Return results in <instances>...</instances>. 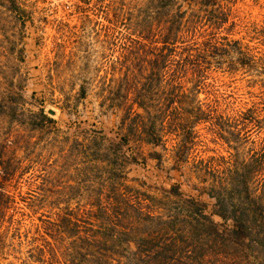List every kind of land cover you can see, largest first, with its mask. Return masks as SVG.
<instances>
[{"label": "trees", "instance_id": "16d2710c", "mask_svg": "<svg viewBox=\"0 0 264 264\" xmlns=\"http://www.w3.org/2000/svg\"><path fill=\"white\" fill-rule=\"evenodd\" d=\"M173 1L108 3L104 17L107 22L104 36L110 52L108 76L98 80L95 95L99 108L119 113L118 132L114 139L99 135V142L92 135L95 147L91 154L95 161L108 167V187L96 188L85 209L93 222L96 220L100 225L95 228L89 225L80 231L77 214L67 206L62 210L55 206L58 210L55 216L40 226L38 234L24 239L16 236L15 243L26 245L23 264H166L171 256L168 253L179 248L178 240H187L184 248L192 259L208 258L222 248L264 247L261 227L264 190L256 194L252 191V181L264 169V131L258 125L260 118L251 107L224 115L216 104L196 99L206 87L203 76V67L208 64L206 55L226 48L218 35L206 33L203 27L197 29L202 16L198 15L195 23L183 21L184 11L171 10ZM202 2L212 7L216 0H193L198 5ZM0 8H6L23 25L26 11L17 0H0ZM212 20L210 27L215 29L225 21V16ZM230 40H226L227 44H235V40ZM85 93L84 84H79L76 97H84ZM10 94H0V116L7 122L17 121L20 127H8L0 133V213L10 204L7 186L31 166L24 149L27 134L55 127L54 119L42 107L23 110L20 92L12 90ZM198 124L205 125L208 140L227 148L221 164L216 165L209 156L200 167L210 178L201 188L213 199L212 213L221 223L211 219L202 200L183 196L176 183L161 188L162 196L178 203L164 216L159 212L162 206L156 210L149 203L157 198L123 183L125 174L122 165L116 162L118 157L128 158L124 153L118 154L130 136L154 147L162 143L163 133L170 138L173 166L178 169L193 148L198 136L194 127ZM252 127L260 128L254 140L248 136ZM243 143L246 150L238 160ZM15 146L22 148L20 158L12 150ZM148 156L157 159L159 153L153 150ZM92 210L107 220L98 219L100 215H92ZM123 215L143 225L153 222L159 227L132 237L120 223ZM123 244H131L133 249L120 262L110 250ZM197 247L201 248L198 255Z\"/></svg>", "mask_w": 264, "mask_h": 264}, {"label": "rangeland", "instance_id": "374dc122", "mask_svg": "<svg viewBox=\"0 0 264 264\" xmlns=\"http://www.w3.org/2000/svg\"><path fill=\"white\" fill-rule=\"evenodd\" d=\"M131 1L138 4L142 0ZM17 2L26 11L22 26L6 8H0V94L20 92L21 109L42 107L54 119L55 127L27 134L24 149L31 166L6 188L10 204L0 213V264H23L26 245L15 243L16 236L24 239L38 234L40 226L55 216L57 208L62 210L67 206L76 213L80 231L89 225L97 227L99 222H93L94 218L85 209L96 188L107 186L109 174L105 163L92 157L95 147L92 135L97 137L96 142L101 140L99 135L114 139L119 117V113L99 108L95 95L98 80L108 76L110 52L104 36L107 26L104 17L110 0ZM175 9L184 11L183 21L195 23L198 15L204 17L197 29L203 27L206 33L218 35L226 48L206 55L208 64L203 67L206 87L196 99L216 104L224 115L251 107L264 131V0H216L212 7L207 2L198 5L193 0H175L171 10ZM220 15L225 16V21L211 28V20ZM191 23L189 26H193ZM229 39L235 40V44H227ZM79 84L85 86L84 97H76ZM48 109L53 113L49 114ZM17 125L20 127L17 121L7 122L0 116V133ZM260 128H251L250 140L257 139ZM194 129L198 136L178 169L173 166L170 138L163 133L162 143L154 147L130 136L118 154L124 153L128 158L118 157L116 162L122 165L123 183L157 198L149 203L156 210L162 206L159 212L164 216L178 203L162 196L161 188L176 183L183 196L202 200L211 219L221 223L212 213L213 199L201 188L210 178L200 167L209 156L216 165L221 164L227 148L225 144L208 140L205 125H195ZM244 144L238 160L246 150ZM103 147L101 143L100 148ZM12 150L16 157H21V147ZM153 150L159 153V158L148 156ZM257 175L252 181L255 194L264 190V169ZM94 211L92 215L98 217L100 214ZM122 217L120 223L132 237L154 232L159 227L153 222H144V226L130 216ZM102 218L107 220L98 217ZM261 227L264 230V224ZM178 241L179 248L168 253L171 256L166 264H264V247L222 248L208 258L192 259L184 248L187 240ZM113 249L110 250L113 257L118 256L124 262L133 246L123 244ZM200 250L195 249L197 255Z\"/></svg>", "mask_w": 264, "mask_h": 264}, {"label": "water", "instance_id": "95a60500", "mask_svg": "<svg viewBox=\"0 0 264 264\" xmlns=\"http://www.w3.org/2000/svg\"><path fill=\"white\" fill-rule=\"evenodd\" d=\"M47 112H48L49 114H52V113H53V111L50 110V109H48Z\"/></svg>", "mask_w": 264, "mask_h": 264}]
</instances>
